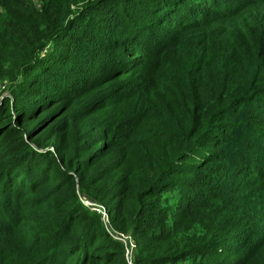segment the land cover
Instances as JSON below:
<instances>
[{
	"label": "trees",
	"instance_id": "trees-1",
	"mask_svg": "<svg viewBox=\"0 0 264 264\" xmlns=\"http://www.w3.org/2000/svg\"><path fill=\"white\" fill-rule=\"evenodd\" d=\"M83 200L136 264H264V0H0V264H127Z\"/></svg>",
	"mask_w": 264,
	"mask_h": 264
},
{
	"label": "built area",
	"instance_id": "built-area-1",
	"mask_svg": "<svg viewBox=\"0 0 264 264\" xmlns=\"http://www.w3.org/2000/svg\"><path fill=\"white\" fill-rule=\"evenodd\" d=\"M83 202L101 215L103 225L108 234L111 236V238L122 244L126 263L136 264L134 257L137 243L132 234L130 232H124L114 229L110 224L108 213L103 206L88 200H83Z\"/></svg>",
	"mask_w": 264,
	"mask_h": 264
},
{
	"label": "rangeland",
	"instance_id": "rangeland-1",
	"mask_svg": "<svg viewBox=\"0 0 264 264\" xmlns=\"http://www.w3.org/2000/svg\"><path fill=\"white\" fill-rule=\"evenodd\" d=\"M1 87H3V86H1Z\"/></svg>",
	"mask_w": 264,
	"mask_h": 264
}]
</instances>
